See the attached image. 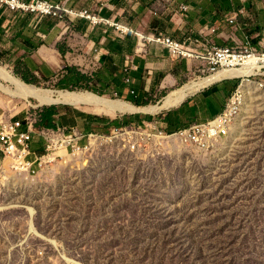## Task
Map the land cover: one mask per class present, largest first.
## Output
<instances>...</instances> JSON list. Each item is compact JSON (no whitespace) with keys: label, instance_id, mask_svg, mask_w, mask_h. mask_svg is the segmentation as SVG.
<instances>
[{"label":"rangeland","instance_id":"obj_1","mask_svg":"<svg viewBox=\"0 0 264 264\" xmlns=\"http://www.w3.org/2000/svg\"><path fill=\"white\" fill-rule=\"evenodd\" d=\"M259 7L258 35L250 46L264 53V0ZM69 53L75 73L96 71V66L80 64L84 52L78 46ZM0 66L21 79L15 74L19 65L0 60ZM63 69L57 67L49 82L32 74L26 79L51 90L94 89V82L61 86ZM203 69L202 63L176 88L208 77ZM249 80L233 126L208 149L169 141L159 148L146 142L133 150L120 139L32 179L5 171L0 156V264H264V89L258 86L264 76ZM222 81L233 90L242 84L241 78ZM168 92L144 104L153 106L173 94ZM230 94L220 99L221 109ZM37 105L0 92L2 119L38 118L41 110L54 107L74 118L64 127L84 131L87 112L136 126L177 107L153 115ZM89 127L93 130L87 133L109 135L120 126L107 132L94 130L99 127L95 122Z\"/></svg>","mask_w":264,"mask_h":264},{"label":"crops","instance_id":"obj_2","mask_svg":"<svg viewBox=\"0 0 264 264\" xmlns=\"http://www.w3.org/2000/svg\"><path fill=\"white\" fill-rule=\"evenodd\" d=\"M45 1L71 11L86 10L109 24H92L69 15L62 19L41 17L0 5V60L14 67L24 66L37 79L48 82L55 77L57 67H64L57 81L61 86H90L94 82L91 91L96 94L109 93L140 105L168 91H178L180 87H176L202 62L175 58L167 49L136 34L165 35L180 42L190 39L186 45L196 53L212 46L251 45L258 35L259 0ZM116 26L128 32L121 33ZM77 46L84 52L80 64L96 66V71L75 73V63L68 56ZM125 67L129 68L127 73ZM125 77L130 79L128 84L123 81ZM228 86L229 82L219 81L196 91L155 120L167 131L208 121L222 110L220 99H226L233 90Z\"/></svg>","mask_w":264,"mask_h":264},{"label":"built area","instance_id":"obj_3","mask_svg":"<svg viewBox=\"0 0 264 264\" xmlns=\"http://www.w3.org/2000/svg\"><path fill=\"white\" fill-rule=\"evenodd\" d=\"M0 5L11 11L37 13L41 17L51 16L62 19L63 15H69L85 19L92 24H109L105 19L90 15L86 10L71 11L45 0H35L30 3H23L19 0H0ZM181 8L186 9V7ZM116 28L121 33L128 32L127 29L124 31L120 26H116ZM136 36L147 43L167 49L170 55L175 58L201 61L203 70L208 75L216 73L220 69L239 68L248 59L255 56L258 59L264 57V53H257L249 44L237 47L212 46L206 49L203 55L188 49L186 43H190V39L180 42L165 35L140 36V34H136ZM128 70L129 68L125 67L124 72L127 73ZM223 80H232V78ZM123 81L128 84L130 79L125 77ZM239 87L240 85L231 92L222 110L212 119L199 123L193 122L172 131H167L160 122L153 121L136 126L134 124L127 127L120 126L119 129L114 128L109 135H100L87 133L78 127L43 128L37 126L38 118H0L2 167L5 171L32 179L46 168L61 165L71 159L75 160L82 155H88L97 146L112 144L120 139H127L133 150L145 145L146 142H152L158 148L161 147L155 142L156 137L171 139L182 145L201 150L208 149L222 141L223 133L229 132V127L239 113L243 101V93ZM35 145L36 147H34ZM37 147L40 148V152L35 150Z\"/></svg>","mask_w":264,"mask_h":264},{"label":"bare ground","instance_id":"obj_4","mask_svg":"<svg viewBox=\"0 0 264 264\" xmlns=\"http://www.w3.org/2000/svg\"><path fill=\"white\" fill-rule=\"evenodd\" d=\"M207 76L208 77L197 78L193 80L192 82L184 85L178 91L167 96L166 98L162 99L160 102L153 106L141 107L135 106L129 102H122L120 100H110L103 96H99L88 91L51 90L36 87L33 85H28L21 79L15 77L10 71L0 66V92L12 98H22L27 101H29L30 99L35 100L37 101V106L39 107L63 104L69 106H91L96 108H103L106 111L119 114L147 113L154 115L168 108L178 106L187 96L191 95L196 91H200L201 89L208 87L214 82L223 79L241 78L242 84H240L239 90L243 93V101L239 111L240 113L244 105L243 85L245 83L250 82L248 78L252 76H264V57L258 59V57L255 56L248 59L244 63V65L239 68L220 69L216 73L209 74ZM258 84V86H260L259 88L264 89V84ZM237 116L235 117V119L237 118ZM232 126L233 124L229 127V130ZM154 140L159 145L165 142L169 143V141H174L171 139L159 137H156ZM82 156L86 157V155ZM72 161L74 160L71 159L69 160V162L66 161L61 165L56 166H64L67 164H71Z\"/></svg>","mask_w":264,"mask_h":264},{"label":"trees","instance_id":"obj_5","mask_svg":"<svg viewBox=\"0 0 264 264\" xmlns=\"http://www.w3.org/2000/svg\"><path fill=\"white\" fill-rule=\"evenodd\" d=\"M15 71H16L15 74L18 77H20L23 82H25L28 85L34 84V82L28 81L26 79V76H29L31 73L24 66H22V67L19 66V69H15ZM70 71L73 73L72 70H70ZM21 72H23V73H21ZM77 76L82 80L85 79L84 76H81L79 74H77ZM73 87H78V86L75 85ZM88 92H92V93L96 94L93 91H88ZM99 96H101V94H99ZM129 102L135 106H148L146 104L140 105V104H137V103L132 102V101H129ZM87 113H88V115H87L88 124L84 127L86 132L93 130L92 128L89 127L90 122H95V123L99 124V127L94 128V130H102L105 132L109 131L111 127L125 126V125H127V123L132 124V122L123 123V122H119L118 120L108 121L106 119H102V118L92 116L91 114H94L92 112H87ZM37 120H38L37 126H40L43 128H50V129H57L60 127H64L66 125H73L75 123L73 117H71L70 119H67V117H65V115H61L59 113V110L57 108H54V107H50V108L41 110V112L38 113V119Z\"/></svg>","mask_w":264,"mask_h":264},{"label":"water","instance_id":"obj_6","mask_svg":"<svg viewBox=\"0 0 264 264\" xmlns=\"http://www.w3.org/2000/svg\"><path fill=\"white\" fill-rule=\"evenodd\" d=\"M220 81H222V80H220ZM217 82H219V81H217ZM214 83H216V82H214ZM214 83H212L211 85H213ZM209 86H210V85H209ZM182 102H183V101H182ZM182 102H181V103H182Z\"/></svg>","mask_w":264,"mask_h":264}]
</instances>
